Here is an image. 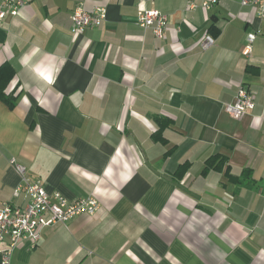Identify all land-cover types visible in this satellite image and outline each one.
Returning <instances> with one entry per match:
<instances>
[{
    "label": "crops",
    "instance_id": "obj_1",
    "mask_svg": "<svg viewBox=\"0 0 264 264\" xmlns=\"http://www.w3.org/2000/svg\"><path fill=\"white\" fill-rule=\"evenodd\" d=\"M205 1L25 0L0 21L18 96L14 109L0 101V209L28 204L11 159L50 193L101 204L22 242L12 264H264V19L241 0ZM78 7L107 18L75 37ZM143 9L167 17L164 38L137 24ZM241 87L256 108L235 119L225 107ZM157 118L167 144L153 140ZM215 155L224 171L204 175Z\"/></svg>",
    "mask_w": 264,
    "mask_h": 264
},
{
    "label": "built area",
    "instance_id": "obj_2",
    "mask_svg": "<svg viewBox=\"0 0 264 264\" xmlns=\"http://www.w3.org/2000/svg\"><path fill=\"white\" fill-rule=\"evenodd\" d=\"M218 2L219 0H206L202 7L209 10ZM241 4L254 6L258 16L264 19V0H241ZM25 6V0H0V21L7 17H17ZM189 7L195 9L197 6L192 2ZM106 18L105 9L88 12L83 7L76 8L71 15L73 35L80 37L89 27L101 26ZM137 24L142 28L152 29L156 37L162 39L167 29V17L159 11L143 9L137 13ZM255 39V34L248 35V45L243 51L245 56L251 54V44ZM214 44L215 39L207 35L202 48L207 50ZM255 108V95L241 87L236 101L228 104L225 112L237 119L254 111ZM11 164L22 177L15 196L24 193L28 198V204L17 207L5 203L0 209V242L5 245L1 251L0 264H12L13 254L22 242L30 241L34 245L37 244L43 228L66 224L81 215L93 217L101 208L100 202L93 197L71 202L61 193H50L42 184L31 183L27 178V168L18 164L16 159H11Z\"/></svg>",
    "mask_w": 264,
    "mask_h": 264
},
{
    "label": "trees",
    "instance_id": "obj_3",
    "mask_svg": "<svg viewBox=\"0 0 264 264\" xmlns=\"http://www.w3.org/2000/svg\"><path fill=\"white\" fill-rule=\"evenodd\" d=\"M15 77V70L13 67L5 63L0 67V101L4 102L9 106L10 109H14L17 103L18 96L15 92L8 93V87ZM157 123L159 124V131L153 135V140L157 143L167 144V140L163 137L164 130L170 125L169 121L157 118ZM169 154V153H168ZM227 159L221 155H215L206 161V168L204 170V175H207L210 171L223 172ZM190 165L186 164L179 168L177 172V177L182 178L186 172L189 170ZM249 171H245L243 176L247 178ZM225 174L233 182H239L238 179L233 177L230 172V167H226Z\"/></svg>",
    "mask_w": 264,
    "mask_h": 264
}]
</instances>
